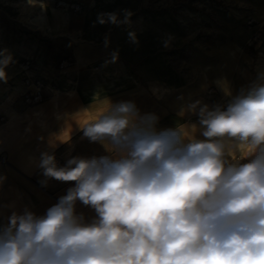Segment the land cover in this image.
I'll list each match as a JSON object with an SVG mask.
<instances>
[{"label":"clouds","instance_id":"obj_1","mask_svg":"<svg viewBox=\"0 0 264 264\" xmlns=\"http://www.w3.org/2000/svg\"><path fill=\"white\" fill-rule=\"evenodd\" d=\"M217 83L226 105L197 100L179 112L198 123L158 130L155 113L108 100L80 127L105 155L61 167L42 153L41 185L74 186L43 215L25 207L0 220V264H264V83L237 95Z\"/></svg>","mask_w":264,"mask_h":264},{"label":"crops","instance_id":"obj_2","mask_svg":"<svg viewBox=\"0 0 264 264\" xmlns=\"http://www.w3.org/2000/svg\"><path fill=\"white\" fill-rule=\"evenodd\" d=\"M73 3L81 6L77 13L59 5ZM31 6L35 7V12L26 19L22 9ZM93 9L98 11V0H31V3L29 0H0L3 20L0 52L6 50L5 54L16 61L25 58L31 62L28 72L7 65L6 80H0V177L4 178L0 182V220L12 211L22 212L25 207L43 215L74 186L75 182L55 179H49L46 187L41 185L40 181L45 179L38 167L42 153L54 155L61 167L72 157L106 154L100 143L83 137L80 127L95 121L107 109L108 100L112 104L132 101L141 114L155 113L159 117L158 130L198 123V117L192 113L179 115L190 102L200 100L209 106L224 104L222 98L215 103L213 86H208L207 89L212 90L209 93L205 86L183 82L182 76L169 80L166 70L161 69V56L152 63L151 58L144 55L141 69L133 58L110 50L106 47L105 35L98 37V18L94 36L88 37L90 20L87 16ZM23 27L31 30L33 36L50 41V45L66 42L69 53L50 51L36 43L30 46V51H24ZM55 57H69L62 60L67 67L64 71L55 69L57 63L51 60ZM114 57L117 58L114 60ZM147 65H152L150 71L145 70ZM240 73L244 72L233 70L232 80L230 74L228 76L232 95L261 84L252 79L248 81L249 74L241 78ZM25 76L41 78L46 84L44 100L37 106L28 107L22 101ZM223 94V98L229 100L224 91ZM76 211L83 213L86 219L96 215L79 201Z\"/></svg>","mask_w":264,"mask_h":264},{"label":"rangeland","instance_id":"obj_3","mask_svg":"<svg viewBox=\"0 0 264 264\" xmlns=\"http://www.w3.org/2000/svg\"><path fill=\"white\" fill-rule=\"evenodd\" d=\"M62 5L75 13L71 5L79 4ZM34 10L32 6L23 7L22 16L27 19ZM93 10L87 16L91 29L88 37L94 36L98 18V37L105 35L110 50L133 58L141 69L146 55L152 63L161 56V69L166 70L169 80L182 76L183 82L205 86L206 91L213 86L215 103L220 98L224 104L229 102L217 82H228L229 74L232 80L233 70L244 72L238 74L241 78L249 74L248 81L264 83V0H98V11ZM108 13L116 15V23L107 15L100 22L101 14ZM2 23L0 15V28ZM22 34L24 51H30L36 43L50 51L69 53L66 42L50 45V41L33 36L25 27ZM68 59L51 58L58 71L67 68L60 66ZM24 61L25 58L12 59L8 66L20 69L19 64ZM151 67L147 65L145 70L150 71Z\"/></svg>","mask_w":264,"mask_h":264},{"label":"built area","instance_id":"obj_4","mask_svg":"<svg viewBox=\"0 0 264 264\" xmlns=\"http://www.w3.org/2000/svg\"><path fill=\"white\" fill-rule=\"evenodd\" d=\"M71 8L75 12L80 10L79 5H71ZM64 66V63H62L60 67L63 68ZM19 68L23 72H28L31 69V62L29 60H25L23 63L19 64ZM22 86L23 92L21 94V98L26 106L33 107L43 102L46 89V84L43 79L34 76H25L22 79ZM209 93H212V90H209Z\"/></svg>","mask_w":264,"mask_h":264}]
</instances>
